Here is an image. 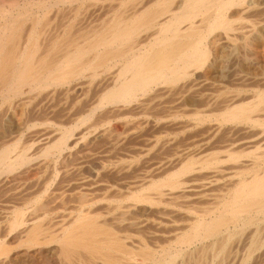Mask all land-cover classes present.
Masks as SVG:
<instances>
[{
	"label": "bare ground",
	"instance_id": "obj_1",
	"mask_svg": "<svg viewBox=\"0 0 264 264\" xmlns=\"http://www.w3.org/2000/svg\"><path fill=\"white\" fill-rule=\"evenodd\" d=\"M261 238L264 0H0V264H246Z\"/></svg>",
	"mask_w": 264,
	"mask_h": 264
},
{
	"label": "rangeland",
	"instance_id": "obj_2",
	"mask_svg": "<svg viewBox=\"0 0 264 264\" xmlns=\"http://www.w3.org/2000/svg\"><path fill=\"white\" fill-rule=\"evenodd\" d=\"M231 73V74H230ZM231 76H232V72H228V78L230 79L231 78ZM187 135H185L184 137H186ZM102 141H100V140H98V141H96V143H95V146L99 143L100 145H97L96 147H100V146H102L103 144H104V139H101ZM181 140H183V138L181 137V139L179 140L180 142H181ZM100 142H102V143H100ZM102 144V145H101ZM74 156H70L71 157V160H70V157L69 158H67L66 159V162L68 161V162H72L75 158H73V157H76V155L75 154H73ZM73 158V159H72ZM70 161H69V160ZM244 238L245 236H244V234H243V236H237V238L236 239H239V238ZM263 238V237H262ZM261 238V239H262ZM259 240V243H258V248L260 249L261 248V246H262V248L260 249V254H259V252H257L256 254H252L251 255V253L248 255V258H247V261H246V264H251V263H253V264H258L261 260H262V258H263V255H264V239H262V240ZM261 241V242H260ZM263 244V245H261V244ZM251 255V256H250ZM253 257V258H252ZM262 257V258H261ZM252 258V259H251ZM258 258H259V261H258ZM249 260V261H248ZM250 260H252V261H250ZM257 260V261H256Z\"/></svg>",
	"mask_w": 264,
	"mask_h": 264
}]
</instances>
